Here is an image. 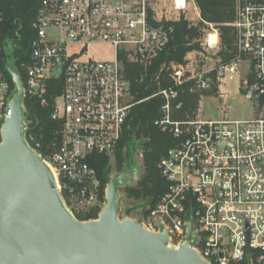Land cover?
I'll return each instance as SVG.
<instances>
[{
	"label": "built area",
	"instance_id": "obj_1",
	"mask_svg": "<svg viewBox=\"0 0 264 264\" xmlns=\"http://www.w3.org/2000/svg\"><path fill=\"white\" fill-rule=\"evenodd\" d=\"M188 4L173 0L171 9L181 13ZM174 23L168 12L155 9L153 0H41L30 62L21 64L24 77L16 58L3 56L0 47V144L12 115L14 70L21 76L25 100L38 97L43 107L52 106L50 118L56 127L48 146L26 106L25 138L51 168L77 219L97 209L100 215L106 204L108 185L103 186L94 164L101 156H115L133 106L123 57L146 77L174 41ZM232 26L236 55L220 64L214 77L190 75L186 66L171 65V85L152 96L164 101L155 125L178 144L174 154L158 163L168 189L142 224L154 232L167 230L171 244L178 247L191 223L192 247L210 264H264V0H236ZM215 34L219 39L217 31L208 35L209 47L218 46V39L210 41ZM91 45L112 46L114 58L86 57ZM75 46L80 49L73 50ZM243 62L253 75L245 90L253 92L252 100L258 98L255 118L230 119L227 108L219 120L175 118L187 82L195 81V89L211 93L227 76L233 78ZM52 80H62L64 87L49 102L45 94ZM227 96L222 92L219 98Z\"/></svg>",
	"mask_w": 264,
	"mask_h": 264
},
{
	"label": "water",
	"instance_id": "obj_2",
	"mask_svg": "<svg viewBox=\"0 0 264 264\" xmlns=\"http://www.w3.org/2000/svg\"><path fill=\"white\" fill-rule=\"evenodd\" d=\"M11 74L16 91L0 144V264H210L192 247L191 223L177 247L167 230L121 218L120 190L136 179L134 170L110 179L98 219H77L51 168L26 141L24 86L16 71ZM244 93L253 99L252 91Z\"/></svg>",
	"mask_w": 264,
	"mask_h": 264
},
{
	"label": "trees",
	"instance_id": "obj_3",
	"mask_svg": "<svg viewBox=\"0 0 264 264\" xmlns=\"http://www.w3.org/2000/svg\"><path fill=\"white\" fill-rule=\"evenodd\" d=\"M2 19L0 20V47L10 43L16 44L15 58L20 74L24 75L22 63L30 62L31 42L35 31L33 22L39 10L41 0H0ZM201 11L202 21L193 25L185 19L175 22V39L166 52L154 63L149 74L142 79L143 71L135 63H130L125 57L126 77L130 82L132 95V109L124 126V131L115 153V169L119 174L133 170L131 153L140 146L143 150L144 174L135 187H125L123 191L129 200L146 202L149 206L145 216L155 208L160 197L167 191L168 182L162 176L158 163L162 157L168 156L176 148L178 141L170 134L162 132L155 121L160 117L164 101L161 97H152L160 88L169 87V73L162 69L165 63L182 64L187 54L201 49L195 39L200 37L201 29L206 24H214L221 30V38L225 50L221 52L223 63L229 62L236 55V33L232 26L235 20L236 0H194ZM2 55L5 52L2 49ZM215 76V73L212 75ZM24 77V76H23ZM62 80H52L48 83L46 98L49 102L52 97L62 93ZM195 81L187 82L182 90L179 101L181 109L175 111L177 119L196 118L202 92L194 90ZM213 92H216V88ZM212 93V92H211ZM152 97V98H151ZM25 106L28 118L38 123L37 130L42 134L44 146L52 140V133L56 127L51 120L52 106L43 107L38 97H27ZM132 150V151H131ZM106 187L111 179V158L101 156L94 164ZM144 206V204H142ZM127 208L126 215L132 214ZM100 209L88 214L77 215L81 221L98 219Z\"/></svg>",
	"mask_w": 264,
	"mask_h": 264
},
{
	"label": "rangeland",
	"instance_id": "obj_4",
	"mask_svg": "<svg viewBox=\"0 0 264 264\" xmlns=\"http://www.w3.org/2000/svg\"><path fill=\"white\" fill-rule=\"evenodd\" d=\"M173 0H153L155 9L161 12H168L170 17L179 22L181 19L189 21L193 25H197L202 21L201 11L197 7L196 3L192 0H189L187 9L184 12H175L171 9ZM217 31L219 35L218 46L209 47L207 45L208 35ZM200 37L195 39V42H199L201 49L195 52L187 54L185 57V62L181 65L186 66V70L190 72V75H199L207 74L209 77H213L214 70L222 64L223 58L221 52L225 50L223 46V41L221 38V30L218 26L214 24H206L201 29ZM17 48L16 44H8L2 49L5 52L7 58L15 57V49ZM73 50H79L78 46L72 48ZM86 57L93 58L98 61L112 60L114 58V48L110 45H91L87 48ZM171 65H178L177 63L167 64L164 70L166 73H170L168 69ZM143 71V70H142ZM150 70L146 73L149 74ZM144 74V71H143ZM147 74V75H148ZM142 77V76H141ZM143 77L142 79H145ZM253 81V75L251 73L250 65L246 62L241 64V69L238 73L233 75V78L227 76L223 81V84L217 85L216 92L202 93L200 97L201 108L196 112V118L198 119H224L225 111L228 110V118L230 119H242L248 120L253 119L257 116L258 113V98L254 100H249L247 95L244 93L246 88H249L247 82ZM194 90L201 92L194 88ZM227 93V99L221 100L219 98L220 93ZM194 119V118H192ZM132 151V150H131ZM132 168L136 173V179L130 183L127 187H135L138 181L144 174V163H143V150L140 146L136 147L131 153ZM115 159L111 158V178L119 175L118 171L115 169ZM122 197V211L121 218L126 216L125 211L127 208L132 209L131 217L137 221L143 223L146 220L145 210L149 208L146 206V202L129 200L126 193L123 191V188L120 190ZM144 204V206H142Z\"/></svg>",
	"mask_w": 264,
	"mask_h": 264
},
{
	"label": "bare ground",
	"instance_id": "obj_5",
	"mask_svg": "<svg viewBox=\"0 0 264 264\" xmlns=\"http://www.w3.org/2000/svg\"><path fill=\"white\" fill-rule=\"evenodd\" d=\"M217 35L215 34V35H212L211 37H210V41H211V43L212 44H215L216 42H217Z\"/></svg>",
	"mask_w": 264,
	"mask_h": 264
}]
</instances>
